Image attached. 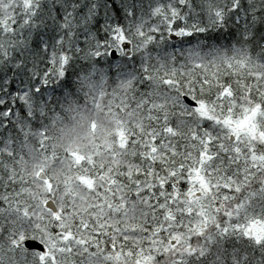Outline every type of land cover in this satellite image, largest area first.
I'll use <instances>...</instances> for the list:
<instances>
[{"label":"snow or ice","instance_id":"1","mask_svg":"<svg viewBox=\"0 0 264 264\" xmlns=\"http://www.w3.org/2000/svg\"><path fill=\"white\" fill-rule=\"evenodd\" d=\"M0 264H264V0H0Z\"/></svg>","mask_w":264,"mask_h":264}]
</instances>
